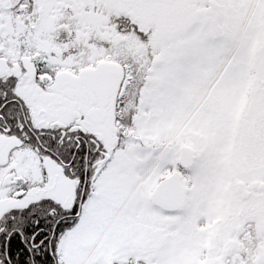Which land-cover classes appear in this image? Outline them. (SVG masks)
I'll use <instances>...</instances> for the list:
<instances>
[{"label": "snow or ice", "instance_id": "6c2138e0", "mask_svg": "<svg viewBox=\"0 0 264 264\" xmlns=\"http://www.w3.org/2000/svg\"><path fill=\"white\" fill-rule=\"evenodd\" d=\"M0 264H264V0H0Z\"/></svg>", "mask_w": 264, "mask_h": 264}]
</instances>
